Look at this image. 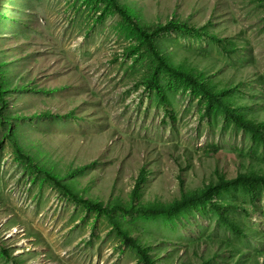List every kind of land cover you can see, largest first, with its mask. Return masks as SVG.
<instances>
[{
	"label": "rangeland",
	"instance_id": "1",
	"mask_svg": "<svg viewBox=\"0 0 264 264\" xmlns=\"http://www.w3.org/2000/svg\"><path fill=\"white\" fill-rule=\"evenodd\" d=\"M164 64L264 124V0H0V264H143L120 230L155 264H264V185L125 212L264 176V143Z\"/></svg>",
	"mask_w": 264,
	"mask_h": 264
},
{
	"label": "trees",
	"instance_id": "2",
	"mask_svg": "<svg viewBox=\"0 0 264 264\" xmlns=\"http://www.w3.org/2000/svg\"><path fill=\"white\" fill-rule=\"evenodd\" d=\"M117 11L120 12L121 15L127 16V12L121 7L117 6ZM128 19L133 22L132 17H128ZM180 27L179 24L172 23L168 27L169 30H172L174 28ZM147 37V36H146ZM152 53L154 55H157V50L151 45L150 47ZM165 66H168L164 64ZM171 67V66H168ZM175 70V72L182 78L187 79L191 84L198 87L203 91V93L208 97L210 104H218L220 108L224 111V113L229 116L237 125L244 128L246 131L251 132L260 142L264 143V124H254L251 121L244 120L241 116L236 115L235 111L232 110L226 103L223 101V99L218 96L217 93L213 92L209 87H206L205 84L198 82L195 78H193L191 75L185 73L182 71V69H175L174 67H171ZM3 96V95H2ZM3 103V102H2ZM4 105H7V101H4ZM2 112H0V118L1 121L4 120V115H1ZM142 174V179L136 186V191L134 192V199L138 197L137 193L139 190V185H141V182L145 179V176ZM245 184L249 188L253 189L256 187V185H264V176L258 175L256 173H249V174H243L240 175L236 180L227 182L224 178L220 179V182L218 185H212L208 187L207 189L200 191V192H193V193H184V196L181 200L174 202L171 205H143L138 208H134V210H125L126 213L132 214L134 211H137L139 214L142 215H148L153 217H171L177 214L179 211H182L183 209L192 206V205H208L209 203L213 202V195L219 190V188H226V186L229 185H235V184ZM56 184H60V182H57ZM69 191V190H68ZM70 194L72 193L69 191ZM76 200H80L82 203L86 204L87 206L90 205L91 202H86L84 199H79L76 197ZM91 206V205H90ZM94 209L98 210L99 212H107V209L103 206V204H95L92 205ZM218 211L220 212L222 208L219 204L215 206ZM124 210V209H123ZM222 219L232 227L233 231L235 233L241 234L240 231L231 225L229 221H227L223 216ZM119 229V228H117ZM122 233L125 242L130 246L139 252L141 256V260L143 264H155L149 255V252L146 248L142 247L140 244H138L134 239L128 236V234L122 230H120Z\"/></svg>",
	"mask_w": 264,
	"mask_h": 264
}]
</instances>
